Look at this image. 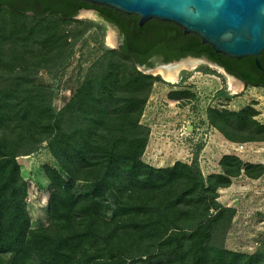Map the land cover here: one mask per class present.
Here are the masks:
<instances>
[{
    "label": "trees",
    "instance_id": "obj_1",
    "mask_svg": "<svg viewBox=\"0 0 264 264\" xmlns=\"http://www.w3.org/2000/svg\"><path fill=\"white\" fill-rule=\"evenodd\" d=\"M1 9L40 22L48 15L69 20L81 10H96L117 25L124 43L108 50L118 60L107 72L82 84L60 112L43 88L23 80L0 84V264H264L262 253L245 255L214 244L235 216L218 201L219 190L243 174L261 178L264 166L226 155L222 172L205 177L197 159L167 168L145 163L150 129L141 119L160 79L137 70L156 55L165 62L207 57L243 83L264 87V52L258 69L256 58L226 57L175 24L151 20L141 27L137 16L82 0H0ZM23 34L0 22V74L24 70L35 59ZM208 116L232 142H264V126L249 108L211 110ZM45 143L57 163L45 167L50 227L34 230L18 158ZM80 182L90 190L77 192ZM110 192L119 204L106 220Z\"/></svg>",
    "mask_w": 264,
    "mask_h": 264
},
{
    "label": "rangeland",
    "instance_id": "obj_2",
    "mask_svg": "<svg viewBox=\"0 0 264 264\" xmlns=\"http://www.w3.org/2000/svg\"><path fill=\"white\" fill-rule=\"evenodd\" d=\"M85 13L80 12L69 20L48 15L40 22L31 15H17L1 9L0 22L9 24L11 29L23 30L31 45L29 57L35 59H28L24 70L21 67L15 68V73H1L0 84L8 85L14 80L30 82L33 88H43L44 94L53 99L57 112L63 110L82 84L102 76L108 64L118 60L108 50H118L120 30L105 22L94 10ZM111 36L115 41L109 43ZM6 48L11 55V46ZM14 60L11 56V61ZM153 60L163 61V58L156 55ZM183 61L159 69L168 70ZM129 65L132 67L131 63ZM159 69L152 74L137 66L139 72L160 79L152 87L141 119L150 129L143 156L145 163L167 168L176 162L190 165L197 159L205 177L222 172L220 162L226 155L264 166V142H232L210 124L208 116L211 110L238 112L249 108L255 114L254 119L264 126V87L240 82L241 89L233 91L229 76L205 58H201L195 69L177 72L176 81H165L157 74ZM232 134L237 139L242 137ZM18 163L28 184L27 207L32 229L49 228L50 180L45 167H56L57 163L46 143L37 153L20 156ZM88 190L90 185L86 183L76 186L79 193ZM218 201L224 207L233 208L235 216L223 234L216 236L214 244L245 255L264 254V175L256 180L244 174L233 179L230 187L219 190ZM118 204L119 199L110 192L107 211L102 217L110 220Z\"/></svg>",
    "mask_w": 264,
    "mask_h": 264
},
{
    "label": "water",
    "instance_id": "obj_3",
    "mask_svg": "<svg viewBox=\"0 0 264 264\" xmlns=\"http://www.w3.org/2000/svg\"><path fill=\"white\" fill-rule=\"evenodd\" d=\"M82 1L106 6L126 15L137 16L141 27L151 20L175 24L182 28L185 34L198 36L203 44L210 45L215 52L226 57L236 60L247 57L256 58L257 68L262 69L258 57L264 52V0ZM86 11L89 10L81 12ZM119 41L122 40L119 38ZM194 58L201 60V58ZM205 61L211 63L207 59ZM172 63L158 66H167ZM213 65L223 70L227 76L243 83L237 77L230 75L222 66ZM158 66L139 67L145 71H152Z\"/></svg>",
    "mask_w": 264,
    "mask_h": 264
},
{
    "label": "bare ground",
    "instance_id": "obj_4",
    "mask_svg": "<svg viewBox=\"0 0 264 264\" xmlns=\"http://www.w3.org/2000/svg\"><path fill=\"white\" fill-rule=\"evenodd\" d=\"M87 12H89V11H86V13L85 14H87ZM87 16H89V15H87ZM115 40H114V37L113 36H111L110 38H109V43H111V42H114ZM189 59H187V60H185V58L184 59H182V60H184L182 63H177L176 65H172V66H170L171 67V69H168V70H161V69H159V68H161V67H159L158 66V68H156V69H154V70H152V71H147V72H149V73H152V74H154V72L156 71V70H158L159 69V71L157 72V74L159 75V76H161L165 81H167V82H171V81H176V79L178 78V76H176V73L177 72H179L180 70H193V69H195L196 67H198V65L200 64V60L199 59H195L194 57H188ZM181 61V60H180ZM179 62V61H178ZM176 63V62H175ZM173 64V63H172ZM171 65V64H170ZM167 66H169V65H167ZM166 67V66H165ZM216 67V66H215ZM162 68H164V67H162ZM167 68V67H166ZM219 69V68H218ZM219 70H221V69H219ZM221 71H223V70H221ZM224 72V71H223ZM225 73V72H224ZM227 75V74H226ZM239 83L240 82H238L237 80H235L234 78H232V77H229V84H230V88L233 90V91H239L240 89H241V86L239 85Z\"/></svg>",
    "mask_w": 264,
    "mask_h": 264
},
{
    "label": "flooded vegetation",
    "instance_id": "obj_5",
    "mask_svg": "<svg viewBox=\"0 0 264 264\" xmlns=\"http://www.w3.org/2000/svg\"><path fill=\"white\" fill-rule=\"evenodd\" d=\"M81 11H84V10H81ZM81 11H79V13L81 12ZM89 11H91V10H89ZM94 11H96V10H94ZM97 12V14L105 21V22H108L109 24H111L112 26H114L117 30H119V28L117 27V25H115L114 23H112L111 21H107V19L104 17V16H102V15H100V13L98 12V11H96ZM78 13V14H79ZM120 39L122 40L121 42H120V45L118 46V49H120L121 48V46L123 45V43H124V36L121 34V36H120ZM117 41H118V39H117ZM260 56V55H259ZM200 58H205V59H207L208 61H210L211 63H213V64H218V63H216V62H214V61H211L210 59H208L207 57H200ZM181 60V59H180ZM176 61H178V60H176ZM172 62H175V61H170V62H165L164 60L163 61H154L153 59H151L150 60V62H149V65H143V67H150V68H153V67H156V66H158V65H163V64H168V63H172ZM219 65V64H218ZM159 67H164V68H166L165 66H159ZM169 67V66H168ZM167 67V68H168ZM263 73H264V71H263ZM248 74L250 75V76H252V77H254L255 79H258L257 78V76H259V75H257L255 72H253V71H250V72H248ZM260 77V76H259ZM259 80H262L261 79V77L259 78Z\"/></svg>",
    "mask_w": 264,
    "mask_h": 264
}]
</instances>
